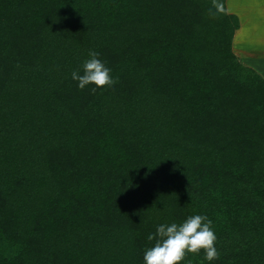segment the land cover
Listing matches in <instances>:
<instances>
[{
    "label": "trees",
    "instance_id": "trees-1",
    "mask_svg": "<svg viewBox=\"0 0 264 264\" xmlns=\"http://www.w3.org/2000/svg\"><path fill=\"white\" fill-rule=\"evenodd\" d=\"M225 1L0 0V264H144L197 214L219 258L179 264H264V76Z\"/></svg>",
    "mask_w": 264,
    "mask_h": 264
},
{
    "label": "clouds",
    "instance_id": "clouds-1",
    "mask_svg": "<svg viewBox=\"0 0 264 264\" xmlns=\"http://www.w3.org/2000/svg\"><path fill=\"white\" fill-rule=\"evenodd\" d=\"M223 13V3L212 0L209 15L215 17ZM99 55L97 51L89 50L88 58L83 60L81 67L71 73V78L78 82V88L84 89L94 84L96 87H92L91 92L95 93L98 87L116 83L111 76V69L98 59ZM147 239L153 243L144 250V264H179L188 253L198 254L200 250L204 251V259L207 261L216 260L220 255L215 247L217 237L212 221L203 214L190 215L180 223H162Z\"/></svg>",
    "mask_w": 264,
    "mask_h": 264
},
{
    "label": "rangeland",
    "instance_id": "rangeland-1",
    "mask_svg": "<svg viewBox=\"0 0 264 264\" xmlns=\"http://www.w3.org/2000/svg\"><path fill=\"white\" fill-rule=\"evenodd\" d=\"M231 7L241 22L232 51L243 65L264 76V0H229Z\"/></svg>",
    "mask_w": 264,
    "mask_h": 264
},
{
    "label": "crops",
    "instance_id": "crops-1",
    "mask_svg": "<svg viewBox=\"0 0 264 264\" xmlns=\"http://www.w3.org/2000/svg\"><path fill=\"white\" fill-rule=\"evenodd\" d=\"M228 3H229V0H226L225 1V6H226V9H227V11L229 12V13H233V14H235L237 17H238V19H239V27H241V22H240V17H239V15H238V13L239 12H236V11H233V9H232V7H231V11L228 9ZM239 29V28H238ZM237 29V30H238ZM235 36H236V31H235V33H234V38H233V43H232V46L235 44ZM242 44H243V42H242ZM244 45V44H243Z\"/></svg>",
    "mask_w": 264,
    "mask_h": 264
}]
</instances>
